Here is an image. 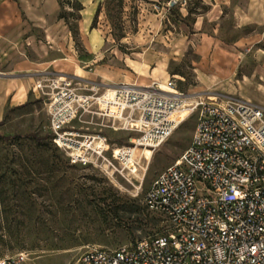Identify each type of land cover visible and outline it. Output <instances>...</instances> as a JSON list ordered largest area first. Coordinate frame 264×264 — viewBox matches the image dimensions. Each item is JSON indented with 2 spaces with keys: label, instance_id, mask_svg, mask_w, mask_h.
I'll return each mask as SVG.
<instances>
[{
  "label": "rangeland",
  "instance_id": "rangeland-1",
  "mask_svg": "<svg viewBox=\"0 0 264 264\" xmlns=\"http://www.w3.org/2000/svg\"><path fill=\"white\" fill-rule=\"evenodd\" d=\"M110 1L0 0V79L10 85L0 120L8 138L0 143V259L23 253L26 264H74L88 249L159 233L163 219L145 209L143 195L194 129L190 115L117 173L101 157L116 165L111 150L137 134L89 127L99 136L88 138L92 148L108 150L90 152L88 165L71 163L51 141L37 82L172 83L187 96L264 105V0Z\"/></svg>",
  "mask_w": 264,
  "mask_h": 264
},
{
  "label": "built area",
  "instance_id": "built-area-1",
  "mask_svg": "<svg viewBox=\"0 0 264 264\" xmlns=\"http://www.w3.org/2000/svg\"><path fill=\"white\" fill-rule=\"evenodd\" d=\"M163 86L72 85L64 77L36 83L52 143L82 166L90 164V152L101 157L108 150L92 148L88 138L99 136L89 127L137 134L111 150L116 165L101 157L118 173L133 149L152 153L183 115L195 116L188 145L142 198L163 219L161 231L114 249H88L74 264H264V105ZM26 263L23 253L0 259Z\"/></svg>",
  "mask_w": 264,
  "mask_h": 264
},
{
  "label": "trees",
  "instance_id": "trees-1",
  "mask_svg": "<svg viewBox=\"0 0 264 264\" xmlns=\"http://www.w3.org/2000/svg\"><path fill=\"white\" fill-rule=\"evenodd\" d=\"M165 1H170V0H164V2ZM111 1L110 0H106V6H107V4H109ZM15 138V137H14ZM25 139H26V141L27 142H29L30 144H31V147L33 148V149H36V148H38L40 145L38 144V141H39V139H37L36 138V136H34V135H27V136H25L24 137ZM7 137H4V136H0V143H7ZM50 139V138H49ZM14 141L15 142H18V139L17 138H15L14 139ZM16 145L18 144V143H15ZM46 149H50V146L48 145L47 147H45ZM1 165H3V162L1 161V159H0V167H1ZM5 182V179H4V177H3V173H0V187H1V185L3 184ZM12 183V182H11ZM12 186H14V183L13 184H11ZM2 194V191H0V195Z\"/></svg>",
  "mask_w": 264,
  "mask_h": 264
},
{
  "label": "crops",
  "instance_id": "crops-1",
  "mask_svg": "<svg viewBox=\"0 0 264 264\" xmlns=\"http://www.w3.org/2000/svg\"><path fill=\"white\" fill-rule=\"evenodd\" d=\"M126 85H137V86H143V87H147L145 85H139V84H135V83H124ZM9 83L8 80L6 79H0V120L2 118V108L4 106V101L6 100V98H8V89H9ZM108 86V85H107Z\"/></svg>",
  "mask_w": 264,
  "mask_h": 264
},
{
  "label": "bare ground",
  "instance_id": "bare-ground-1",
  "mask_svg": "<svg viewBox=\"0 0 264 264\" xmlns=\"http://www.w3.org/2000/svg\"><path fill=\"white\" fill-rule=\"evenodd\" d=\"M132 86H137V85H132ZM137 87H141V86H137ZM160 87H165V86H163V85H160ZM181 117V116H180ZM186 119V116L185 115H183L180 119H179V123H178V126L184 121ZM131 126H133L132 128L134 129V128H136V125L134 124V123H132L131 125H130V127ZM177 126V127H178ZM176 127V128H177ZM175 128V129H176ZM137 148H135V149H133L132 150V153H131V156H130V158L128 159V161H124V163H125V165L127 166V165H129L130 163H131V161H132V157H133V153L135 152V150H136ZM134 158V157H133Z\"/></svg>",
  "mask_w": 264,
  "mask_h": 264
}]
</instances>
